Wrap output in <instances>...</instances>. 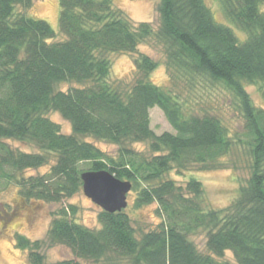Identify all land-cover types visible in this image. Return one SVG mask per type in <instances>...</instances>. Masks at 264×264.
<instances>
[{
    "label": "trees",
    "instance_id": "16d2710c",
    "mask_svg": "<svg viewBox=\"0 0 264 264\" xmlns=\"http://www.w3.org/2000/svg\"><path fill=\"white\" fill-rule=\"evenodd\" d=\"M32 2L0 0V188L16 186L25 201L59 203L82 190L84 171L107 170L131 183L134 206L155 203L159 222L143 231L126 208L101 209L100 226L91 229L68 204L54 213L47 240L74 257L47 263L41 242L17 233L14 244L28 250V264H264V108L245 87L257 86L264 101V0H219L227 24L204 0H159L156 29L133 24L112 0H59L60 38L46 21L26 15ZM149 40L162 48L169 87L149 80L158 62L136 54ZM117 53L134 55L128 86L109 81V55ZM60 83L78 86L56 90ZM214 84L236 100L239 131L191 94L195 85ZM154 107L172 132L152 131ZM49 112L69 123L68 134ZM97 141L116 145V154ZM139 143L145 149L134 147ZM237 146L246 153L248 174L224 208L209 207L193 174L184 185L168 177L221 168ZM40 167L47 172L26 174ZM199 231L204 251L190 239ZM227 251L234 261L222 259Z\"/></svg>",
    "mask_w": 264,
    "mask_h": 264
},
{
    "label": "rangeland",
    "instance_id": "374dc122",
    "mask_svg": "<svg viewBox=\"0 0 264 264\" xmlns=\"http://www.w3.org/2000/svg\"><path fill=\"white\" fill-rule=\"evenodd\" d=\"M206 5L212 11L214 18L222 23L227 24L219 0H204ZM159 0H112L115 10L125 14L133 24L147 22L156 29L159 24L157 12ZM16 11H20L17 7ZM59 0H33L31 7L28 9L27 16L42 19L46 21L59 36L58 27ZM241 35V33H239ZM238 34V35H239ZM239 35V36H240ZM162 48L152 40L145 41L138 45L136 54H146L158 62L157 67L149 73V80L157 85L169 87L168 72L164 64ZM111 69L109 81L113 84L130 85L134 79L132 54H111ZM120 85V88H123ZM78 84L60 83L56 90L66 91ZM205 90L195 85L191 92L202 109H208L209 112L215 113L228 125L231 131H239L241 119L237 110L236 100L222 85L214 84L204 86ZM246 90L250 94L256 106L264 108L258 88L255 85H246ZM196 106V108L198 107ZM48 117L59 124L61 132L68 134L70 125L63 120L56 112H49ZM150 128L155 134L163 132H172V129L164 117L162 111L154 107L149 110ZM9 143L22 151L36 152V148L31 145H25L17 141ZM107 154L115 155L117 146L95 142ZM136 149H145L146 144H135ZM224 166L214 169H203L193 167L189 172L177 175L174 171L168 174V177L174 179L178 185H184L188 175L194 176L200 181L203 189V198L210 208H224L230 204L237 193V189L247 177V156L241 147H236L229 155L223 159ZM48 167H40L35 170H27V175H42L47 172ZM135 193L127 195L126 212L130 215L132 225L135 229L143 231L154 228L159 222L155 214L156 204L151 203L140 207L134 206ZM74 205L76 207L75 220L91 229L98 228V213L101 208L87 198L82 190L70 198H65L59 203H44L38 200L25 201L18 193L17 187L9 185L6 189L0 188V264H28V250L20 249L14 244V235L19 233L31 241L38 240L40 244V253L43 254L47 263H54L61 259H72L74 256L71 251L60 244H50L47 240V231L54 217V213L65 205ZM205 233L196 232L190 237L195 246L204 251ZM224 260L234 261L231 252H225ZM82 264H101L90 261H80Z\"/></svg>",
    "mask_w": 264,
    "mask_h": 264
},
{
    "label": "water",
    "instance_id": "95a60500",
    "mask_svg": "<svg viewBox=\"0 0 264 264\" xmlns=\"http://www.w3.org/2000/svg\"><path fill=\"white\" fill-rule=\"evenodd\" d=\"M82 192L103 211L114 213L127 206L129 181L119 180L107 170L84 171L81 174Z\"/></svg>",
    "mask_w": 264,
    "mask_h": 264
}]
</instances>
